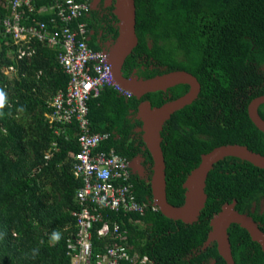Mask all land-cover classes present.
Returning a JSON list of instances; mask_svg holds the SVG:
<instances>
[{
  "label": "trees",
  "instance_id": "obj_1",
  "mask_svg": "<svg viewBox=\"0 0 264 264\" xmlns=\"http://www.w3.org/2000/svg\"><path fill=\"white\" fill-rule=\"evenodd\" d=\"M13 1L0 0V88L8 98L0 110V264H71L69 243L77 231L74 213L79 209L75 196L82 185L73 174L71 155L79 150L78 128L63 125L57 136L46 118L50 100L66 90L69 77L58 62V50L42 43H32V57L18 59L17 46L4 27ZM135 4L138 43L123 65V76L148 80L181 70L193 74L201 85L198 98L175 112L160 132L167 200L181 206L188 177L202 155L215 147L239 144L264 155V132L248 113L250 102L264 95V0H135ZM51 6L55 0H32L30 7L18 9L21 23L52 27L56 16L46 10ZM112 10L102 18L98 10L90 9L88 18L80 20L93 31L87 43L94 50L112 48L118 37ZM9 67L11 77L4 73ZM188 91V85H177L137 98L107 86L88 102L90 130L109 134L100 150L114 149L129 159L141 156L148 165L146 179L132 177L136 200L146 209L122 216L128 231L122 244L130 254L138 252L153 264L212 260L226 264L215 242L204 248L211 221L234 203L237 211L261 221L264 232V213L252 211L253 204L264 199V169L237 157L217 162L207 178L205 206L192 224L171 220L152 208L153 162L138 132L142 127L138 106L149 101L151 107H160ZM259 114L264 119V104ZM109 214L112 220L121 218ZM54 230L61 232L55 244L50 242ZM228 236L236 264H264L262 246L244 228L232 224ZM92 242L95 253H102L113 241L93 232ZM33 250L38 252L34 255Z\"/></svg>",
  "mask_w": 264,
  "mask_h": 264
},
{
  "label": "built area",
  "instance_id": "obj_2",
  "mask_svg": "<svg viewBox=\"0 0 264 264\" xmlns=\"http://www.w3.org/2000/svg\"><path fill=\"white\" fill-rule=\"evenodd\" d=\"M31 2L13 1L12 14L4 21V27L17 46L18 59H29L35 53L32 43H42L58 50V62L69 77L66 90L50 100L51 112L46 118L57 136L63 125L78 128L79 150L71 155L73 174L82 185L75 196L79 209L74 213L77 231L74 241L69 243L71 264H153L149 257L140 256L138 252L130 254L122 244L128 233L122 216L141 214L147 206L136 200L131 159L114 149L100 150L109 134L91 133L90 130L88 102L98 97L103 88L112 86L124 96H133L117 84L110 52L94 50L87 43L90 30L87 22L80 20L88 18L91 4L87 0H55V6L46 9L56 16L51 19L52 27L44 22L27 27L21 23L18 9L30 7ZM74 23L77 24L73 26ZM7 71H13V67ZM150 108L147 101L138 106V117L144 123L150 116L147 113ZM51 151H57L56 143ZM52 152L45 159H49ZM152 206L157 209L154 202ZM109 213L119 215L120 220H112ZM93 232L113 241L102 253H95L93 249Z\"/></svg>",
  "mask_w": 264,
  "mask_h": 264
},
{
  "label": "water",
  "instance_id": "obj_3",
  "mask_svg": "<svg viewBox=\"0 0 264 264\" xmlns=\"http://www.w3.org/2000/svg\"><path fill=\"white\" fill-rule=\"evenodd\" d=\"M113 14L117 18L118 37L112 46L109 57L117 84L134 97L141 98L148 93L167 91L177 85H188L189 91L160 107L152 108V114L139 128L142 138L152 157L151 192L156 208L167 218L192 224L198 220L207 200L206 182L215 164L227 157H237L248 161L254 166L264 169V155L250 150L245 145L226 144L215 147L202 155L201 162L188 177L184 188L185 201L181 206H173L167 200L166 193V163L161 149V135L164 124L171 116L195 101L201 91L197 78L187 71H173L152 79L142 80L137 77L126 78L122 74L123 65L138 43L136 34V4L135 0H114ZM123 24V27L120 25ZM124 31L125 43H119V37ZM137 81V82H136ZM140 83V84H135ZM264 104V95L253 99L248 106V113L255 126L264 132V119L259 114V107ZM138 166V165H137ZM194 182H193V181ZM191 183H194L192 186ZM225 208H232L227 212ZM232 224L244 228L252 240L258 242L264 250V232L257 221L247 213H240L234 205L227 204L211 221L212 231L204 248L211 243L217 244L219 255L226 264H236L232 255L228 229Z\"/></svg>",
  "mask_w": 264,
  "mask_h": 264
},
{
  "label": "flooded vegetation",
  "instance_id": "obj_4",
  "mask_svg": "<svg viewBox=\"0 0 264 264\" xmlns=\"http://www.w3.org/2000/svg\"><path fill=\"white\" fill-rule=\"evenodd\" d=\"M113 4H114V0H111L110 2H108V0H91V10H98L100 12V16L103 18V17H105V14H109V8L113 7ZM113 9H114V7H113ZM112 12H113V10H112ZM91 35H93L92 30L90 31V36ZM90 36H89V38H90ZM103 49L108 51V52H110V50H111V48H103ZM137 115H138V112H137ZM138 132L142 134V132H140L139 129H138ZM144 161L145 160L141 156H137V157H134L133 159H131V163L133 165L134 175L137 176L139 179H146L148 172H149L148 165L145 166L143 164ZM263 202H264V199H261L258 204L254 203L253 207H252V211L259 210L258 211L259 214L264 213ZM231 205H234V203ZM226 209L227 208H225V210ZM257 223L259 224L260 227L263 226L261 221H257ZM209 264H214V261L212 260Z\"/></svg>",
  "mask_w": 264,
  "mask_h": 264
},
{
  "label": "clouds",
  "instance_id": "obj_5",
  "mask_svg": "<svg viewBox=\"0 0 264 264\" xmlns=\"http://www.w3.org/2000/svg\"><path fill=\"white\" fill-rule=\"evenodd\" d=\"M118 25V24H117ZM7 93L4 89L0 88V110L4 109V107L7 104ZM149 102V101H147ZM20 111H23V109H19ZM61 239V232L58 230H54L50 234V242L55 244L58 243ZM38 252V250H33V254L35 255Z\"/></svg>",
  "mask_w": 264,
  "mask_h": 264
},
{
  "label": "bare ground",
  "instance_id": "obj_6",
  "mask_svg": "<svg viewBox=\"0 0 264 264\" xmlns=\"http://www.w3.org/2000/svg\"><path fill=\"white\" fill-rule=\"evenodd\" d=\"M110 1H111V0H108V2H110ZM120 26L123 27V24H121ZM118 40H119V43H120V44L125 43V39H124V31L122 32V34L120 35V37H119ZM136 82H137V81H136ZM136 82H135V84H140V83H136ZM150 109H151V108H150ZM147 113H149V115L151 116V114H152V109H151L150 111H147ZM150 116H149V117H150ZM149 117H147V119H149ZM192 181H193V180H192ZM193 182H194V181H193ZM191 185L193 186L194 183H191ZM231 210H232V208H227V209H226V213H227V212H231Z\"/></svg>",
  "mask_w": 264,
  "mask_h": 264
},
{
  "label": "rangeland",
  "instance_id": "obj_7",
  "mask_svg": "<svg viewBox=\"0 0 264 264\" xmlns=\"http://www.w3.org/2000/svg\"><path fill=\"white\" fill-rule=\"evenodd\" d=\"M90 1V4H91V0H89ZM4 73H5V75H7L8 77H11V72H9V71H7V70H4ZM139 111V110H138ZM137 118L139 119V120H141L139 117H138V115H137ZM142 121V120H141ZM144 124V122L142 121V125ZM263 208H264V202H263Z\"/></svg>",
  "mask_w": 264,
  "mask_h": 264
},
{
  "label": "crops",
  "instance_id": "obj_8",
  "mask_svg": "<svg viewBox=\"0 0 264 264\" xmlns=\"http://www.w3.org/2000/svg\"><path fill=\"white\" fill-rule=\"evenodd\" d=\"M95 8V7H94Z\"/></svg>",
  "mask_w": 264,
  "mask_h": 264
}]
</instances>
